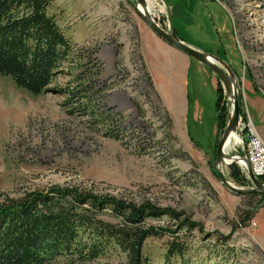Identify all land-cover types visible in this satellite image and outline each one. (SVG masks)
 I'll use <instances>...</instances> for the list:
<instances>
[{
  "label": "rangeland",
  "instance_id": "obj_1",
  "mask_svg": "<svg viewBox=\"0 0 264 264\" xmlns=\"http://www.w3.org/2000/svg\"><path fill=\"white\" fill-rule=\"evenodd\" d=\"M165 1L174 7L177 35L202 52L213 53L234 72L241 111L264 140V0ZM47 11L77 48L96 50L102 66L98 85L103 88L96 109L103 117L66 113L65 95L54 90L70 83L68 73L38 95L0 74V200L79 183L94 193L171 207L202 225L205 232L227 237L219 242L212 235L202 249L194 242L190 253L204 258L203 264H264V206H255L259 197L229 190L212 166L216 139L221 136H217L214 73L194 58L188 57V64L165 50L155 51L146 41L147 72L161 87L171 89L170 98L187 75L190 99L200 108L198 118L189 112L185 124L176 126L151 92L150 77L136 52L142 37L139 26L145 24L136 0H53ZM232 26L239 51L227 37ZM223 95L228 121L230 101L224 90ZM172 100L176 112L183 115L186 93L184 101L179 95ZM240 122L246 123L242 118ZM225 150L242 153V145L233 138ZM233 164L241 183L230 175L231 164L220 162L224 177L237 187H251L239 164ZM245 210L253 211L251 220L257 219V228L251 220L238 224ZM103 219L117 221L107 214ZM148 222L167 226L170 219ZM250 229L258 231L253 230L252 236ZM193 234L201 239L196 230ZM168 239L164 235L144 242L148 264H165ZM54 264H126V256L120 251L87 261L62 256Z\"/></svg>",
  "mask_w": 264,
  "mask_h": 264
},
{
  "label": "trees",
  "instance_id": "obj_2",
  "mask_svg": "<svg viewBox=\"0 0 264 264\" xmlns=\"http://www.w3.org/2000/svg\"><path fill=\"white\" fill-rule=\"evenodd\" d=\"M52 2L0 0V74L38 95L50 90L59 75L68 73L72 76L70 83L54 90L65 95L62 106L66 113L100 119L103 116L96 105L103 91L98 85L102 66L94 55L96 50L77 48L65 36L55 17L47 11ZM233 29L232 26L227 37L237 49ZM148 81L151 82L150 78ZM240 99L238 96L240 117L246 122ZM223 101V88L217 80V136L223 133L227 123ZM230 166V175L241 183L236 165ZM258 179L264 183V176ZM237 194L259 197L255 206H263L262 193ZM253 211H243L238 224L244 226L251 220ZM106 214L117 221L104 220ZM161 217L169 218L170 224L159 226L148 222ZM236 227L232 226V230ZM195 230L201 235L200 240L195 238ZM164 235L169 238L165 264H203L204 258H193L190 253L194 242H199L202 249L212 235L219 242L227 239L217 232H205L202 225L171 207H160L147 200L127 201L110 193H94L79 183L29 190L0 200V264H54L62 256L87 261L108 251L125 253L126 264H148L142 250L144 242Z\"/></svg>",
  "mask_w": 264,
  "mask_h": 264
},
{
  "label": "water",
  "instance_id": "obj_3",
  "mask_svg": "<svg viewBox=\"0 0 264 264\" xmlns=\"http://www.w3.org/2000/svg\"><path fill=\"white\" fill-rule=\"evenodd\" d=\"M147 0H136V8L138 5L141 6V10L138 11L143 17L144 21L147 25L163 40L177 48L178 50L184 52L191 58L196 59L198 62L207 66L214 75L219 79L223 90L228 95L230 101V115L226 126L224 128L223 133L221 134L216 148L214 150V161H213V169L218 173V176L221 179V182L224 186H226L229 190L235 193H244L249 191H256L259 193L264 194V183H262L257 176H255L252 172L251 166L249 164L246 149H245V141L243 135L238 131V125L240 121V109H239V100H238V88L237 83L235 82V75L234 72L225 64V62L215 55H211L206 52H202L199 48L183 41L180 37L176 35V32L173 27H170L169 30H165L161 27L150 15L149 5L147 8L148 3ZM215 59L218 63L213 62L209 58ZM232 131L237 132L240 137V144L242 145V153H235L230 154L225 150L226 141ZM222 158L225 159H232V162L229 163H237L236 158L242 160L244 162V166L247 170V176L250 180L251 187L249 188H242L237 187L231 184L223 175L220 162ZM239 164V163H237Z\"/></svg>",
  "mask_w": 264,
  "mask_h": 264
},
{
  "label": "crops",
  "instance_id": "obj_4",
  "mask_svg": "<svg viewBox=\"0 0 264 264\" xmlns=\"http://www.w3.org/2000/svg\"><path fill=\"white\" fill-rule=\"evenodd\" d=\"M165 1V0H164ZM168 10H169V18L171 21V26L174 28L176 34H177V30L175 29V25L173 23V16H174V12L172 13V9L174 7H172L171 5H169L166 1H165ZM139 32L142 35L141 38H138L137 40V51L140 57V60L142 61V64L147 72L146 69V62L148 60L147 55L149 54L148 51V47L149 46H153L156 50H165L168 53H172L174 55H177L178 57L181 58V61L187 62L188 64L191 63L190 58H188L189 56L186 55L184 52L178 50L177 48H175L174 46H172L171 44H169L168 42H166L165 40H163L161 37H159L145 22V24L139 26ZM139 32H138V36H139ZM178 36V35H177ZM140 37V36H139ZM179 37V36H178ZM182 39V38H181ZM184 40V39H182ZM146 41H147V46L146 47ZM192 45V44H191ZM194 46V45H193ZM196 47V46H195ZM199 49H202L200 47H196ZM145 51V52H144ZM141 52V54H140ZM182 53V54H181ZM145 54V56H144ZM147 54V55H146ZM183 54H185L186 56H183ZM148 76L150 77L151 83H152V87L150 88L151 92L154 94L155 98L162 104L163 108L167 111V113L169 114V117L171 119V124H185V122L187 121V114L190 112L192 114V118L196 119L198 118V112H199V107L197 109V102L195 101H191L190 99V93H189V88H188V81H187V75L186 78L183 79V84H179L178 88L176 87V91L174 92V95L172 98H170V88L165 87L162 84V87L157 83L156 78L149 74L147 72ZM213 79V83L216 84V78L215 76L212 77ZM174 85V83L172 84V86ZM158 93V95H157ZM186 93V108L185 105H183L181 107V114L180 115L176 112V108H175V103L172 99H174L176 96H180L183 100L184 95ZM184 101V100H183ZM184 108L186 109V113L184 114ZM261 124V122H260ZM262 125V124H261ZM177 126V125H176ZM264 206V205H263ZM262 206V207H263ZM261 207V208H262ZM258 227V221L256 219V227ZM251 230V235L253 236V230L254 232L258 231V229H250Z\"/></svg>",
  "mask_w": 264,
  "mask_h": 264
},
{
  "label": "built area",
  "instance_id": "obj_5",
  "mask_svg": "<svg viewBox=\"0 0 264 264\" xmlns=\"http://www.w3.org/2000/svg\"><path fill=\"white\" fill-rule=\"evenodd\" d=\"M149 10L152 18L165 30H169L171 21L169 10L164 0H148ZM241 119V118H240ZM238 131L243 135L245 140V149L249 164L255 176H264V140L260 136L256 127L250 123H241L239 121ZM240 169L247 176V170L244 165L239 164ZM252 227L256 222L251 220Z\"/></svg>",
  "mask_w": 264,
  "mask_h": 264
},
{
  "label": "bare ground",
  "instance_id": "obj_6",
  "mask_svg": "<svg viewBox=\"0 0 264 264\" xmlns=\"http://www.w3.org/2000/svg\"><path fill=\"white\" fill-rule=\"evenodd\" d=\"M146 3H147V2H146ZM146 5H147V8H148V4H146ZM137 8H138L139 10H141V6H140V5H138ZM209 59L212 60V61L215 62V63H218L215 59H213V58H211V57H210ZM235 82H236V80H235ZM229 98L231 99V97H229ZM1 104H2V103H1ZM233 138H234V140H236V141H240V137H239V135L237 134V132L232 131V132L230 133V135H229L227 141H226L225 149H226V146L232 141ZM236 161H237V163H239V164L241 163L240 165H244V162H243L242 160L236 158ZM230 162H232V159H225V158H222V160H221V163H223V164H229Z\"/></svg>",
  "mask_w": 264,
  "mask_h": 264
},
{
  "label": "flooded vegetation",
  "instance_id": "obj_7",
  "mask_svg": "<svg viewBox=\"0 0 264 264\" xmlns=\"http://www.w3.org/2000/svg\"><path fill=\"white\" fill-rule=\"evenodd\" d=\"M177 35V34H176Z\"/></svg>",
  "mask_w": 264,
  "mask_h": 264
}]
</instances>
